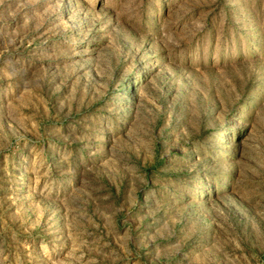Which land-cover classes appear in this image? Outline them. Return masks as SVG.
<instances>
[{
    "label": "rangeland",
    "instance_id": "374dc122",
    "mask_svg": "<svg viewBox=\"0 0 264 264\" xmlns=\"http://www.w3.org/2000/svg\"><path fill=\"white\" fill-rule=\"evenodd\" d=\"M0 264H264V0H0Z\"/></svg>",
    "mask_w": 264,
    "mask_h": 264
}]
</instances>
